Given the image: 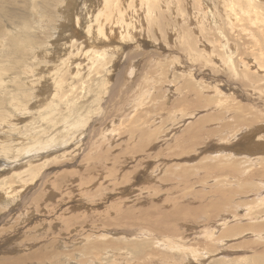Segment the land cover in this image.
Returning <instances> with one entry per match:
<instances>
[{"label":"rangeland","instance_id":"obj_1","mask_svg":"<svg viewBox=\"0 0 264 264\" xmlns=\"http://www.w3.org/2000/svg\"><path fill=\"white\" fill-rule=\"evenodd\" d=\"M71 1L66 0L67 6L64 7V18L62 19H66L65 24H70L67 19L70 14L74 26L75 21L73 20L75 19L81 20L87 16H91L90 19H92L97 11L96 8L99 9L101 5V0H74L72 3ZM84 1L87 5L84 4ZM177 1L181 6L183 3V7H185L191 0ZM135 3L142 7L140 0H136ZM241 3L243 4L244 1L241 0ZM81 4H84V7ZM90 5H93L92 7L95 9L89 7ZM77 7L80 8L79 11H77ZM261 10L263 11V8ZM143 12V10H139V14H134L135 17H132L135 18L134 20L137 19L136 15L140 19L143 18L140 20L142 27L133 30L131 35L134 36L127 34L128 40L127 38L123 40L124 33L122 37L117 34L118 38H122L119 40L122 44L119 46L120 50L118 48V53L114 54L110 63L105 62L99 66L101 73L98 74L99 76L94 75L92 83L84 84L86 87L81 92L79 91L81 97L77 99L65 101L53 94L55 82L52 72L61 70L58 67L59 57L61 56L62 59L71 53L77 57L72 62L73 66L77 67L80 63L87 64L88 55L82 57L79 56V52L94 47L96 41L91 42L92 37L78 39V36H73L82 42V45L79 46V43L74 46L64 45L62 43L65 42L67 36H64L65 32L61 31H58L59 36L52 40L54 33L51 30L55 28L56 23L50 21L47 14L43 21H39L41 17L39 15V18L38 13L35 12V17H37L35 23H38L39 26H36V31L33 34L37 33L36 38L41 42L39 45H34L37 50L34 52L31 47L25 48L23 51L25 56L21 63H15L10 71L0 72L2 74L0 79L5 80L6 84L0 90V101L4 108L2 115L8 122L5 123L2 118L0 119V151L3 150L2 147L8 148V150L4 149L5 154L0 153V172L4 173L1 174L2 176L0 175V190L2 189L0 194L5 195V191H9L10 184H12V188L14 186L13 196L9 194L6 202L0 199V244L5 243L6 239L12 243L8 241L5 243L11 244L8 246L11 248H8V252H4L3 255H18L26 250L32 253L35 249L42 248L43 242L49 247L51 244L49 239L53 238L52 240L57 243L58 240H55L54 237L60 236V232L61 236L58 238L74 237L76 240L72 238V243L80 244L79 247L86 244V252H89L93 248L91 246L88 248L89 245L85 241L84 243L79 242L78 237L84 232L89 234L90 230L91 233H94L93 238L97 237V249L102 253L101 258L99 257L101 261H97L95 264H99V262L102 264H136L137 257L144 253L147 254L151 248L158 254L147 256L150 257L148 262L153 261L152 264H251L254 263V256L256 258L264 250V233H262L264 232L262 231L264 230V216L261 217L257 232L249 231L248 234H252L246 235L244 231L232 229L234 231H230V235L224 237L226 244L223 242L222 245L217 244L214 235L211 241L204 239L199 233L197 234L201 236L190 233L193 230L201 232L213 227L219 221L221 222L217 219L221 210L213 211L217 206L227 209L231 205L229 211L237 213L246 210L243 208L253 207L252 213H264V203L259 204L260 197L263 196L262 194L256 195L260 191H264L263 183L260 184L264 181V161L262 160L264 153L257 152L256 156H248L243 151L246 147H250L252 140L255 139L250 134L254 135L259 131L258 126L253 128L250 124L254 126L264 124V87L262 86L264 84V69L252 62L249 66L253 69H248L251 73H248L247 70V74L250 75V78L247 79L240 69L239 75L232 74L226 66L222 65L223 63L216 62V59L208 61V63L191 60L189 50L194 53L205 47L197 44L196 47L193 46L196 51H192L194 48L188 47L187 43L183 42L180 31L184 30V24L180 22L183 21L185 13L181 16L176 10V6L174 7L172 16L176 19L175 26L177 27L173 32L168 29L169 26L165 27V30H156V28L154 30L146 26L144 23L145 12ZM74 13L75 15H73ZM189 13L190 9L188 8L187 14ZM162 17L167 18L166 15ZM171 17L169 16L170 20ZM72 18L75 19L72 20ZM127 18L130 17L127 16ZM243 18L245 17L240 19ZM48 21L50 22L47 26ZM92 21L95 23L94 18ZM241 28V30L238 28L236 34L241 37L242 45H245L244 50H246L248 41H243L244 37L245 39L247 37L242 34L244 28ZM8 29H10V35L15 34L18 30ZM43 31L44 33H42ZM190 31H193L192 36L197 33L195 27ZM241 31L243 32L241 33ZM203 33H200L202 38L204 37ZM195 36L193 37L195 38ZM8 47V45L4 46V48ZM75 48L77 50H74ZM50 54L51 57L48 58ZM53 56L54 58H52ZM114 57L115 59H113ZM60 63L63 64L61 61ZM93 65L94 62L91 60V63L89 62L85 68L86 71L84 70L88 73V78L92 72V69L89 68ZM213 65L215 66L213 67ZM102 67L106 70L102 71ZM76 69L72 67L70 72L75 74ZM84 71L82 70V73L85 75ZM253 73L255 77L251 78ZM184 76H187V79L190 78V81H187L186 77L184 81ZM56 78L57 74L55 80ZM95 78H97L96 81ZM15 79L21 82L22 91L14 84ZM71 86H76L77 89L82 87L81 82L69 74L67 84L63 88L67 90ZM32 98L34 100L30 102ZM65 98L68 99L69 96ZM122 106L123 108H121ZM135 113L136 116L139 113L140 119L146 120V122H140L139 118L135 119ZM210 114V117L214 118L208 117L207 119ZM125 115H131L134 121L130 119L131 116L124 117ZM158 115L159 117H157ZM121 118L124 120L126 118V123ZM201 119L205 121L197 125ZM241 119L243 121L240 122ZM119 120L122 122L120 123ZM112 124L114 128H111ZM238 126L241 127L238 128ZM140 127L143 129L141 130ZM244 127L248 129L247 134L250 135L246 137L247 140L241 139ZM156 128H160L157 130L159 133L153 130ZM146 130L148 131L146 132ZM103 131L106 135L103 134ZM240 132L242 133L240 134ZM235 134L239 138L238 140ZM111 135L112 137H110ZM260 135L258 139L262 138L264 144V131L260 132ZM155 136L156 138L153 140L156 142L151 141L150 139ZM168 136H171V139ZM175 137L179 140H176ZM149 143L150 145H148ZM38 149L40 152L37 151ZM182 149L187 152L180 153V155L179 152ZM229 149L234 152H230ZM227 150L232 153V156L225 154L228 153ZM3 156L7 157L3 158ZM254 157L259 160H254ZM6 168L9 169L6 170ZM21 170H23L22 173ZM93 181L95 182L93 183ZM241 202L244 203L242 207L240 206ZM245 202L248 203L245 204ZM211 203H215V206L208 207ZM200 213L206 216L203 217ZM23 215H26L25 218ZM69 217L75 219L67 220L70 219ZM22 218L23 220H21ZM17 220L19 221L17 222ZM250 221L254 223V220ZM171 226L178 229L181 234L175 236L168 231ZM259 226H261V231ZM68 231H71V234ZM126 231L127 233H125ZM111 233L112 235H110ZM169 233L177 237L178 240L180 239L179 241L183 240L187 246H193L197 250L196 257H193L189 250L187 253V250L181 249L182 247L176 249L159 246L157 241L161 238L167 240L170 237ZM102 235L106 237L107 241ZM247 238H252V240L249 241L250 239ZM30 239L33 240L32 243L28 242ZM244 239L245 241L247 239L249 245L246 243L244 246ZM22 241H26L28 248L23 246L20 247L21 249H17L16 243ZM126 242L140 244V248H138L140 251L135 252V249L132 248L135 255H131L128 252L129 249L125 247ZM145 242H149L153 246L151 245L152 247L147 249L146 246H143ZM82 243L84 245H81ZM60 248L67 249L64 246H60ZM255 249L260 252H256ZM51 250L52 248L43 251V253H48L45 264H64L59 260L69 258L66 256L57 260L51 254ZM157 250L159 251L157 252ZM1 252L0 250V255ZM203 252L206 254L202 255ZM71 255L73 258L75 257V254ZM159 258L162 263L158 262ZM263 258L260 264H264ZM92 261L94 262L93 259ZM71 263L73 261L69 262V264Z\"/></svg>","mask_w":264,"mask_h":264},{"label":"bare ground","instance_id":"obj_2","mask_svg":"<svg viewBox=\"0 0 264 264\" xmlns=\"http://www.w3.org/2000/svg\"><path fill=\"white\" fill-rule=\"evenodd\" d=\"M39 1H41L39 3ZM74 2V0H72ZM71 1V3H72ZM138 1V0H137ZM244 1V3L242 4L241 3V0H191L189 4V6H185L183 7V3H182V6L180 4H178V1L177 0H140L141 2V5L142 7H139L138 5H136L137 3L136 0H101L100 1V7L99 9H97V11L95 12V15H93V18H94V21L95 23H93L92 19H90V17H85V18H81V20H77L75 18H72L75 19L73 21H75V26H74V22H71V19H70V14L69 16L67 17L68 21L70 22L65 24L64 19V7L67 6L66 5V0H0V72H6V71H10L12 70V66L15 64V63H21L24 59V49L25 48H29L31 47L32 50L35 52L37 49L34 45H39L41 42L40 40H38L36 37L38 36V34H33L35 31H36V26H39L38 23H35L36 22V19L37 17H35V12L38 13V17L40 15V20L43 21V18L45 17L46 18V14L49 18L50 21H54V24L56 23V26L52 31V33H54V37L52 38V40H55L59 34H58V31H61V32H65L64 33V36L66 35L67 38L65 39V42L62 43L64 45L68 44V45H71V46H74L75 44L79 43V46L82 45V42H79L77 39L73 38V36H78L79 38L78 39H81V37H85V39H88V37H92V40L91 42H95L94 43V47L92 48H89V49H83L79 52V56H86L88 55V62L87 64L90 62L91 63V60L92 62H94V65L89 68V69H92V72L89 74V78H88V73H86L85 71V68L87 66L86 63L84 64H78L77 67L76 66H73L72 65V62H74L76 60V56L73 55V53L69 54V55H66L65 57H62V59L59 57L60 61L63 63L61 64L60 61L58 63V67L61 68L60 71H55L53 70L52 72V77H53V81L55 82L54 83V90L52 91L53 94L55 96L58 95V97L62 100H69V99H77L79 97H81V94L80 92L82 91V89H84L86 87V85H84L86 82H91L93 81L94 79V75L96 76H99L98 74L101 73V68L99 67L101 64L107 62V63H110V60L111 58L114 56V54H117L118 52V48L119 46H122V44H120V39L123 38V40L127 38V34H129L130 36H134V35H131V33L133 32V30L135 31L136 28L139 29L138 27H142V22L140 20H143L142 16L140 18H138L136 15V20H134L132 17H135L134 14H139V10H143L145 12V24L146 26H149L151 27L152 29L155 30H158V29H162V30H165L164 28L169 26L168 29L170 30H176V27L175 26V20L173 18L172 15H174V12H173V9L174 7L176 6V10L181 14L185 13V16L183 18V21H181L180 23L183 22L184 24V30H181L180 31V35L182 36V40L183 42L187 43L186 45L188 47H193L197 44H200L202 45L203 47L205 48H202V49H198L199 51L198 52H191L189 50V54L190 55V59L191 60H200V61H204V63H208V61H213L214 59H216L215 61L216 62H221V64L223 66H226L229 70L230 73L232 74H235V75H239L240 74V71L241 73L243 74V76H246V78L248 79V77L250 78V75L247 74V70L248 69H253V67H250L249 64H251L252 62H255V65H257L258 67H261L264 69V0H242ZM82 2V1H81ZM183 2V1H182ZM93 3V2H92ZM84 4L85 1H84ZM84 4H81L82 6ZM87 5V4H86ZM85 5V6H86ZM98 5V4H97ZM140 5V4H139ZM78 6V5H77ZM93 6V5H92ZM91 5L89 7H92ZM95 6V5H94ZM194 6V8L192 9V7ZM79 7V6H78ZM77 7V8H78ZM84 7V6H83ZM98 7V6H97ZM87 8V6H86ZM94 8V7H92ZM188 8L190 9V13L187 14V10ZM261 8H263V11L261 10ZM68 9V8H67ZM80 8H78L77 11H79ZM84 9V8H82ZM95 9V8H94ZM89 10V9H87ZM94 12V10H92ZM75 12V11H74ZM81 12V11H80ZM143 12V13H144ZM76 13V12H75ZM75 13L73 15H75ZM82 13V12H81ZM85 13V12H84ZM92 13V12H91ZM68 14V13H67ZM86 14V13H85ZM66 15V14H65ZM88 15V14H87ZM163 15H166V19L165 17H162ZM184 15V14H183ZM82 16V15H81ZM95 16V17H94ZM127 16H129L130 18H127ZM169 16L172 18L171 20L169 19ZM241 17H245L243 19H240ZM66 18V16H65ZM79 18V19H80ZM48 21L47 22V26H48V23L50 22ZM240 21L241 22V25H240ZM140 24V25H137V24ZM179 23V24H180ZM196 28L197 29V33H199L198 35L195 36V33L193 36H195V38L191 35V33H193V31H190L191 29L193 28ZM241 27H243V31H241L242 34H245V36L247 37V39H243V41L247 40L248 43L246 45V50H244V47L245 45H242V42H241V37L236 34L237 31L239 30L238 28H240V30L242 29ZM8 28H13V29H18L15 34H12L10 35L9 33V30ZM49 29V27H47ZM119 29V31H118ZM121 29V30H120ZM113 30L114 32L112 33ZM138 31V30H137ZM143 31V30H142ZM141 31V32H142ZM150 31V30H149ZM161 31V30H160ZM203 31V32H201ZM129 32V33H128ZM140 32V31H139ZM174 32V31H173ZM207 32V33H205ZM44 33V31L42 32ZM124 33V37H122V34ZM200 33H203L204 34V37L205 39H203L201 36H200ZM117 34L118 35H121L120 38L117 37ZM135 34V33H133ZM173 34V33H172ZM114 35V36H112ZM107 38V39H106ZM162 38V37H161ZM129 39V37L127 38V40ZM131 39V38H130ZM163 39V38H162ZM179 39V38H178ZM90 40V39H89ZM121 40V41H123ZM58 42V41H57ZM56 42V43H57ZM125 42V41H124ZM55 43V44H56ZM126 44V43H124ZM123 44V45H124ZM130 44V43H128ZM8 45L9 47L8 48H4V46ZM59 45V44H58ZM57 46V45H56ZM128 46V45H127ZM187 47V48H188ZM66 48V47H65ZM68 48V47H67ZM194 48V47H193ZM113 51H112V50ZM196 48H194L192 51H196L195 50ZM54 50V49H52ZM51 50V53H53ZM69 50V49H68ZM74 50H77V48H75ZM120 50V48H119ZM126 50V49H125ZM116 53H115V52ZM193 53V54H192ZM67 54V53H66ZM55 56V55H54ZM54 56L52 58H54ZM109 56V57H108ZM116 56V55H115ZM119 56V55H118ZM250 56L252 57L250 59ZM51 57V54L50 56H48V58ZM56 57V56H55ZM58 58V57H57ZM56 58V60H57ZM115 59V57L113 58ZM156 61V60H155ZM157 62V61H156ZM193 63H195L194 61H192ZM161 63V62H160ZM188 64V63H187ZM210 64V63H209ZM208 64V65H209ZM220 64V63H219ZM169 65V64H167ZM254 65V66H255ZM180 66V65H179ZM190 66V65H189ZM215 65H213L214 67ZM255 66V67H257ZM72 67H75L77 68L76 69V72L75 74L74 73H71L70 70H72ZM103 67H107L106 65H103ZM102 67V71L104 70V68ZM193 67V66H191ZM182 68V67H181ZM212 68V67H211ZM218 68V67H217ZM74 69V68H73ZM88 69V71L90 72V70ZM172 68H170L171 70ZM199 69V68H198ZM202 69V68H201ZM206 69V67H205ZM240 69V71H239ZM259 69V68H258ZM75 70V69H74ZM82 70L85 72V75L82 73ZM106 70V69H105ZM104 70V71H105ZM108 70V69H107ZM173 70V69H172ZM191 70V69H190ZM212 70V69H211ZM189 71V70H187ZM39 72V71H37ZM184 72V71H182ZM201 72V71H200ZM211 72V71H210ZM221 72V71H220ZM228 72V73H229ZM197 73V72H196ZM248 73H251V71L249 72L248 70ZM56 74H57V78L55 80V77H56ZM71 74L72 77H75L77 78L80 82H81V89H77L76 86H71L70 89H67V90H64L63 86L65 84H67V81H68V75ZM74 74V75H72ZM178 74H182V73H178ZM184 74V73H183ZM225 74V73H224ZM223 74V76H224ZM1 73H0V78H1ZM184 75H189V74H184ZM226 75V74H225ZM93 76V77H92ZM102 76V74H101ZM204 76V75H203ZM217 76V75H216ZM182 77V76H181ZM180 77V78H181ZM187 79V76H184V81ZM220 77V76H219ZM240 77V76H239ZM254 78L255 77V74L253 73V76H251V78ZM258 77V76H257ZM93 78V79H92ZM192 78V77H191ZM216 78V77H215ZM226 78V77H225ZM237 78V77H235ZM241 78V77H240ZM97 78H95V81H96ZM101 79V78H99ZM189 79V80H188ZM187 81H190V78H188ZM193 79V78H192ZM200 79V78H199ZM198 79V80H199ZM3 79H0V83ZM212 80H213V77H212ZM221 80V79H220ZM219 80V81H220ZM234 80V79H233ZM258 80V78H257ZM223 81V80H222ZM231 81V80H230ZM229 81V82H230ZM251 81V80H250ZM207 82V81H206ZM224 82V81H223ZM209 83V82H208ZM222 84V82H220ZM227 83V82H226ZM238 83V82H237ZM236 83V84H237ZM260 83V82H259ZM263 83V82H261ZM14 84H16L18 87H20V91H22V88H21V82L18 81V79H15L14 80ZM188 85H190L189 83H187ZM201 84V83H200ZM218 84V83H217ZM216 84V85H217ZM230 84V83H229ZM235 84V83H234ZM250 84V83H249ZM248 84V85H249ZM5 80L2 81V85L0 86V90L5 87ZM209 85V84H208ZM252 85H255V84H252ZM233 86V85H232ZM243 86V84H242ZM251 86V85H250ZM262 86L264 87V84H262ZM190 87V86H188ZM192 87V86H191ZM194 87V86H193ZM216 88V87H215ZM229 88V87H228ZM233 88V87H232ZM241 88V87H240ZM245 88V87H244ZM249 88V87H248ZM257 88V87H256ZM260 88L261 85H260ZM168 89H170L168 87ZM188 89V88H187ZM194 89V88H193ZM203 89V88H202ZM200 89V90H202ZM238 89V87H237ZM236 89V91H238ZM246 89V88H245ZM250 89V88H249ZM7 90V89H5ZM4 90V91H5ZM50 90V89H48ZM73 90H76L77 93H75ZM116 90V89H115ZM171 90V89H170ZM235 90V89H234ZM240 90V89H239ZM242 90V89H241ZM80 91V92H79ZM121 91V90H120ZM175 91V90H174ZM262 91V90H261ZM264 91V90H263ZM168 92V91H167ZM165 92V93H167ZM203 92V91H202ZM222 92V91H220ZM24 94H26L25 91H23ZM197 94V92H195ZM218 93V92H217ZM215 93V94H217ZM46 94L48 95V92L46 91ZM45 94V95H46ZM190 94V93H189ZM220 94V93H218ZM119 95V94H118ZM68 99H66L65 97H68ZM218 96V95H217ZM223 96V95H222ZM241 96V95H240ZM44 97V96H43ZM34 98V97H33ZM31 99L30 102H32V100L34 99ZM219 98V97H218ZM257 99V98H256ZM43 100V99H42ZM133 100V99H132ZM135 100V99H134ZM218 100V99H217ZM129 101V100H128ZM42 103V101H39ZM127 102V101H126ZM131 102V101H130ZM133 102V101H132ZM141 102V101H139ZM143 102V101H142ZM244 103V102H243ZM126 104V103H125ZM258 104V103H257ZM138 105V104H137ZM248 105V104H247ZM125 106V105H124ZM135 106V104H134ZM142 106V104H141ZM133 107V106H132ZM247 107V106H246ZM244 107V108H246ZM256 107V106H255ZM258 107V106H257ZM123 108V106L121 107ZM129 108V107H128ZM131 108V107H130ZM31 109V108H30ZM34 109V108H33ZM139 109V108H138ZM136 109V110H138ZM121 110V109H120ZM139 111V110H138ZM149 111V110H148ZM226 111V110H225ZM243 111V110H242ZM4 112V108H3V103L2 101H0V119L2 118L4 120L5 123H8L7 122V119L4 117V115H2V113ZM234 112V111H233ZM127 113V112H126ZM131 113V112H130ZM133 113V112H132ZM134 114V113H133ZM124 115V114H123ZM140 115L139 113L137 114L136 116V113H135V119L139 118L140 117L138 116ZM204 115V114H203ZM244 115V114H243ZM121 116V115H119ZM127 115H125L124 117H126ZM131 115L127 116V117H130ZM207 116V115H206ZM211 114L209 116H207V119L208 117H210ZM241 116V115H240ZM123 117V118H124ZM159 117V115L157 116ZM231 117V116H229ZM234 117V116H233ZM100 118V117H99ZM115 118V117H114ZM117 118V117H116ZM121 118V119H123ZM214 118V117H212ZM211 118V119H212ZM242 118V117H241ZM262 118V117H261ZM106 119V118H105ZM129 120V118H127ZM132 119V116L131 118ZM6 120V121H5ZM112 120V119H111ZM115 120V119H114ZM126 120V118H125ZM123 119V121L126 123ZM128 120H127V123H128ZM133 120V119H132ZM155 120H156V117H155ZM154 120V121H155ZM191 120V119H190ZM251 120V119H250ZM106 121V120H105ZM131 122V120H129ZM134 121V120H133ZM138 121V120H137ZM146 122L141 120L140 119V122ZM159 121V120H158ZM205 120L201 119L198 121L197 125L203 123ZM207 122L209 120H206ZM240 122L243 121V119L239 120ZM258 121V120H257ZM119 122L121 123L122 121L119 120ZM123 122V123H124ZM156 122V121H155ZM160 122V121H159ZM224 122V121H223ZM4 123V125H5ZM119 123V124H120ZM157 123V122H156ZM248 123V122H247ZM104 124V123H103ZM102 124V125H103ZM118 124V125H119ZM139 124V123H138ZM146 124V123H145ZM150 124V123H149ZM148 124V125H149ZM208 124V123H207ZM210 124V123H209ZM246 124V123H245ZM107 125V124H106ZM113 125V124H112ZM147 125V126H148ZM220 125V123H219ZM242 126H244V124H241ZM138 126V125H137ZM146 126V128H148ZM161 126V125H160ZM208 126V125H207ZM210 126V125H209ZM208 126V127H209ZM248 126V125H247ZM250 126H253V128L255 127H259V131L257 133H255L254 135L253 134H250L252 135L255 139L252 140L251 142V146L250 147H246L243 151H245L246 155H252V156H256V153H264V144H263V140L262 138L258 139L261 135H260V132L263 133L264 131V124L262 125H251ZM250 126H248V128H250ZM102 127V126H101ZM105 127V126H104ZM110 127V126H109ZM117 127V126H116ZM133 127V126H132ZM241 127V126H238V128ZM111 128H114V125L111 127ZM144 128H145V125H144ZM150 128V127H149ZM153 128V127H152ZM236 128V127H235ZM103 129V128H102ZM140 129L142 130L143 128L140 127ZM160 129V128H158ZM157 128L156 129H153L154 131L158 130ZM244 130H242L243 132V135H242V138L241 139H248L246 138L249 134H247L248 132V129L247 128H243ZM109 130V129H108ZM113 130V129H111ZM110 130V131H111ZM150 130V129H149ZM207 130V129H206ZM231 130V129H230ZM252 130V129H251ZM140 131V130H139ZM148 130H146L147 132ZM153 131V132H154ZM142 132V131H141ZM158 132V131H157ZM240 132V134L242 133ZM101 133V132H100ZM152 133V132H151ZM159 133V132H158ZM250 133V131H249ZM103 134H104V131H103ZM157 135V133H155ZM162 134V133H161ZM160 134V135H161ZM239 134V135H240ZM102 135V133H101ZM106 135V134H104ZM154 135V134H153ZM159 135V136H160ZM172 135V134H171ZM176 135V134H175ZM227 135V134H225ZM238 135V136H239ZM249 135V136H250ZM113 136H116V135H113ZM103 137V136H102ZM112 137V135L110 136ZM158 137V136H157ZM169 138L171 136H168ZM235 137H236V134H235ZM106 139H108L107 137H105ZM153 138H156L155 137H152V139H150L151 141L153 140ZM176 138V137H175ZM145 139V138H143ZM158 139V138H157ZM160 139V137H159ZM171 139V138H170ZM178 138H176L177 140ZM236 139L238 140L239 138L236 137ZM148 140V139H147ZM146 140V141H147ZM149 140V142H151ZM179 140V139H178ZM99 141V140H98ZM154 141V140H153ZM156 142V141H154ZM163 142V141H162ZM233 142V141H232ZM236 142V141H234ZM246 142V141H245ZM158 143V142H157ZM153 144V142H152ZM151 144V145H152ZM161 145V143H159ZM163 144V143H162ZM150 145V143L148 144ZM231 146V144H229ZM260 145V146H259ZM42 146V145H41ZM157 146V145H155ZM233 146V145H232ZM39 147V146H37ZM43 147V146H42ZM1 149H3L2 151H0V153L2 152V154H5L6 151L5 150H8V148H5V147H2ZM5 149V150H4ZM25 149V148H24ZM224 149V148H223ZM230 150V149H229ZM35 151V150H34ZM39 151V149L37 150ZM221 152H223V150H220ZM225 151V150H224ZM228 151V150H227ZM240 151V149H239ZM238 151V152H239ZM9 152V151H8ZM30 152V151H29ZM40 152V151H39ZM49 152V151H48ZM151 152V151H150ZM187 151L185 149H182V151L179 152L180 153H186ZM195 152V151H194ZM230 152H234L233 150H230ZM228 151V153L226 152L225 154H228V155H231L232 156V153H230ZM19 153V152H18ZM35 153V152H34ZM178 153V152H177ZM198 153V152H196ZM236 153V151H235ZM234 153V154H235ZM22 154V153H21ZM28 154V153H27ZM178 154V155H179ZM142 155V154H141ZM181 155V154H180ZM144 156V155H143ZM148 156V155H147ZM199 156V155H198ZM4 157H7V156H3ZM195 157V156H194ZM146 158V157H145ZM45 159V158H44ZM183 159V158H181ZM180 160V159H179ZM254 160H259L257 157H254ZM264 161V158L262 159ZM43 162V161H42ZM41 162V163H42ZM184 162V161H183ZM32 163V162H31ZM40 163V165H42ZM166 163V162H165ZM193 163V162H192ZM264 163V162H263ZM38 164V163H37ZM189 164V163H188ZM34 167V166H33ZM37 167V166H36ZM216 167V166H215ZM3 168V167H2ZM31 168V167H30ZM196 168V167H194ZM1 169V168H0ZM9 169V168H6V170ZM24 169V168H23ZM33 169V168H32ZM36 169V168H35ZM79 169V168H78ZM77 169V170H78ZM83 169V167H82ZM81 169V171H82ZM15 170V169H14ZM11 171V170H10ZM23 170H21V173H22ZM164 171V170H163ZM221 171V170H220ZM12 172V171H11ZM25 172V171H24ZM172 172V171H171ZM170 172V173H171ZM8 173V172H7ZM5 173V174H7ZM18 173V172H17ZM16 173V174H17ZM31 173V172H30ZM29 173V174H30ZM35 173V172H33ZM32 173V174H33ZM164 173V172H163ZM190 173V172H189ZM211 173V172H210ZM1 174H4L3 172H0V175ZM26 174V173H25ZM166 174V173H165ZM173 174V173H172ZM8 175V174H7ZM21 175V174H20ZM20 175H18L20 177ZM34 175V174H33ZM32 175V176H33ZM188 175V174H187ZM2 176V175H1ZM0 176V177H1ZM23 176V175H21ZM35 176V175H34ZM9 177V176H8ZM25 177V176H24ZM23 177V178H24ZM10 178V177H9ZM14 178V176H13ZM28 178V177H26ZM31 178V177H30ZM29 178V179H30ZM96 178V176H95ZM12 179V178H11ZM15 179V178H14ZM22 179V178H21ZM20 179V180H21ZM85 179V178H84ZM32 180V179H30ZM29 180V181H30ZM80 180V179H78ZM90 180V179H88ZM4 181V180H3ZM92 181V180H91ZM23 182V180H22ZM86 182V181H85ZM95 181H93L94 183ZM24 183H27L24 181ZM31 183V182H30ZM254 183L256 184V181H254ZM263 183V188H264V181L263 182H260V184ZM8 184V183H7ZM87 184V183H86ZM12 184H10V186L8 187V190L9 191H5V195H3V193H1L0 195L1 196V200L5 201L8 200V196L9 194H13L14 195V192H13V188L11 187ZM17 185V183H16ZM22 185V184H21ZM31 185V184H30ZM77 185V184H76ZM94 185V184H92ZM20 186V185H19ZM23 186V185H22ZM73 186V184H72ZM74 186H75V183H74ZM261 186V185H259ZM27 187V186H26ZM261 187V189H262ZM16 188V187H15ZM2 190V189H1ZM0 190V191H1ZM19 190V189H18ZM16 191V190H15ZM9 192V193H8ZM18 192V191H16ZM20 193V191H19ZM66 193V192H65ZM80 193V192H78ZM77 193V194H78ZM158 194V193H157ZM259 194H262L263 197H260V202L259 204L264 203V191H260L259 193H257L256 195H259ZM12 195V196H13ZM16 195V194H15ZM20 195V194H19ZM65 195V194H63ZM17 196V195H16ZM28 197V196H27ZM12 198V197H11ZM17 198V197H15ZM24 198V197H23ZM14 199V197H13ZM10 200V199H9ZM19 200V199H18ZM244 200V199H243ZM3 201V202H4ZM248 202H245V204H247ZM254 203V202H252ZM78 204V203H77ZM76 205V204H75ZM81 205V203H80ZM79 205V206H80ZM215 206V203H211L208 205V207H211V206ZM244 205V203H240V206L242 207ZM78 207V205H76ZM231 207L228 206V208H222L220 206H217V208L213 211H219V214L217 216V219L218 221L221 220V222L219 221V223H216L213 227L211 226L210 228L208 229H204L202 230L201 232H197L193 230V232H190L191 234H194V235H199L201 234L204 239H208V240H213L212 239V236L214 235L216 238V241H217V244H221L223 243L225 240H224V237L227 236L230 231H238V230H241V231H244L246 233V235H251L252 233H255L257 232L256 230L258 229V225L260 224L261 222V217L264 216V213L263 212H255V213H252V208L253 207H246V208H243V209H246L245 211H243L242 213H237L236 211L235 212H232V211H229V208ZM261 207V206H260ZM71 208V207H70ZM69 208V209H70ZM73 208V207H72ZM82 208V206H81ZM67 210V208H64ZM68 209V210H69ZM210 209V208H209ZM223 209H226V210H223ZM75 210V209H74ZM77 210V209H76ZM263 210V209H262ZM72 211V209L70 210V212ZM256 211V210H255ZM259 211V210H258ZM22 214H23V211H21ZM21 212H18V213H21ZM62 212V211H61ZM68 212V211H67ZM66 213V212H65ZM72 213V212H71ZM27 214V213H25ZM61 214V213H60ZM76 214V213H75ZM74 214V215H75ZM207 214V213H206ZM226 214V215H225ZM64 215V214H63ZM200 215H202L203 217L206 216L205 214H202L200 213ZM22 216V215H21ZM20 216V217H21ZM24 218L26 215H23ZM65 216V215H64ZM69 216V214H68ZM67 216V217H68ZM20 217H18L20 219ZM66 217V216H65ZM75 217V216H74ZM201 217V216H200ZM17 218V219H18ZM70 219H67V220H71L72 217H69ZM215 218H216V215H215ZM66 219V218H65ZM72 219H75V218H72ZM23 220V218L21 219ZM250 220H254V223H252ZM19 220H17L18 222ZM73 221V220H72ZM249 221V222H248ZM240 222V223H239ZM21 223V221H20ZM74 223V222H73ZM77 225V224H76ZM77 228V227H76ZM261 226H259V230H260ZM56 229V227H55ZM72 229H74V226H72ZM234 229V230H232ZM264 229V228H263ZM5 231V230H4ZM3 231V232H4ZM168 231H170L171 233L175 234V236H178L181 234V232L178 231V229H176L174 226H171L168 228ZM200 231V230H199ZM248 231V232H247ZM249 231H251L252 233L251 234H248ZM255 231V232H254ZM261 231V230H260ZM258 231V232H260ZM264 231V230H262ZM7 232V230H6ZM5 232V233H6ZM70 232L71 234V231H68V233ZM112 232V231H111ZM91 230L89 232V234H85V232L79 236L78 240L79 242H87L88 243V248L91 246V248H93V250H89V252H86L87 248H86V244L84 245L83 243L81 245H84L82 247H79L80 244H73L72 243V238L75 239L74 237H68L67 238H58L61 236V232H60V236L58 237H54L55 240H58L57 243L54 242L51 238L49 239L51 241V244L50 246L48 247L47 244H45L43 242V244L41 245V247H37L38 249H35L32 253H30L29 251H22L20 252L18 255H8V256H5L3 255L4 252L7 251L8 248H11V247H8L10 246L12 243L9 242L6 238V242L8 241L9 243H11L10 245H7L5 243H2L0 244V250L2 251L1 255H0V264H45L46 263V260H47V257H48V253H43V251H46L47 249H50L52 248L51 250V254L53 255V257H55L57 260L60 259L61 257H66L68 256L69 258L68 259H60L59 261H61L62 263L64 264H69L70 261H73V263L71 264H74V263H77V264H95V262L97 261H101V259H99V257L102 255L101 251H98V240H97V237L96 238H93V235L94 233H91ZM127 233V231L125 232ZM199 233V234H197ZM234 233V232H233ZM244 233V234H245ZM264 233V232H262ZM260 233V234H262ZM7 234V233H6ZM19 234V233H18ZM65 234V233H64ZM119 234V233H118ZM117 234V235H118ZM239 234V233H238ZM243 234V235H244ZM2 235V234H1ZM57 235V234H56ZM59 235V234H58ZM109 235V234H108ZM112 235V233L110 234ZM124 235V234H123ZM170 237L166 240L162 239L161 240H158L157 243L159 246H167L169 248H181V249H185L187 250V253H188V250L189 252L193 255V257H196L195 253H197V250L193 247V246H187L184 241H179L177 237H175L174 235L172 234H168ZM183 235V234H182ZM199 235V236H201ZM230 235V234H229ZM234 235V234H233ZM231 235V236H233ZM254 235V234H253ZM264 235V234H263ZM5 236V235H4ZM12 236V235H11ZM55 236V234H54ZM63 236V234H62ZM167 235H165L166 237ZM245 236V235H244ZM258 236V234H257ZM8 237V236H7ZM10 237V235H9ZM64 237V236H63ZM102 237H104V235H102ZM117 237V236H116ZM125 237V236H124ZM168 237V236H167ZM186 237V236H185ZM241 237H243L241 235ZM247 237V236H246ZM254 237V236H252ZM260 237V236H259ZM263 237V236H262ZM16 239V237H14ZM140 238V236H139ZM184 238V237H183ZM187 238V237H186ZM196 238V237H195ZM198 238V237H197ZM238 238V237H237ZM255 238V237H254ZM2 239V238H1ZM200 239V238H199ZM198 239V240H199ZM202 239V238H201ZM203 239V240H204ZM247 239H250L249 241L252 240V238H247ZM246 239V241H247ZM259 239V238H257ZM4 240V239H3ZM13 240V239H12ZM18 240V239H16ZM76 240V239H75ZM127 240V239H126ZM14 241V240H13ZM107 241V239L105 240ZM245 239H244V242H242V240H240L241 243L244 244V246L246 245V243H248V241L246 242ZM15 242V241H14ZM20 242V241H19ZM16 243V247L17 249H21L20 247H23V246H28L26 241H22L21 243ZM29 243H32L33 240L30 239L28 240ZM70 242V243H68ZM202 242V241H200ZM206 242V241H205ZM254 242V241H253ZM76 243V242H75ZM78 243V242H77ZM193 243V242H192ZM208 243V242H206ZM213 243V242H212ZM215 243V242H214ZM225 243V242H224ZM255 243V242H254ZM125 247L129 249V253L131 255H135L133 252H132V248L135 249V252H139L138 251V248H140V244L138 243H135V242H126L125 243ZM202 244H204L202 242ZM209 244V243H208ZM226 244V243H225ZM251 244V243H250ZM33 245V244H32ZM37 245V244H36ZM34 245V246H36ZM105 245V244H104ZM152 244L149 243V242H145V245L143 246H146V248H150L152 247L151 246ZM222 245V244H221ZM249 245V243H248ZM7 246V247H6ZM60 246H64V247H67V249H61ZM220 246V245H219ZM72 247H74L72 249ZM248 247V246H247ZM28 248V247H27ZM179 248V249H180ZM12 249L16 250V248H13ZM34 249V248H33ZM106 249V248H105ZM137 249V250H136ZM153 248H151V250L147 251V254H141V256L137 257V263L136 264H149L150 262H148V258L147 256L150 254L152 256L154 255H158L155 251L152 250ZM260 249V248H259ZM9 250V249H8ZM23 250V249H22ZM124 250V249H123ZM143 250H145V248L143 247ZM156 250V249H155ZM167 250V248H166ZM221 250V249H220ZM11 251V250H10ZM9 251V252H10ZM159 250H157L158 252ZM255 251H259V250H256ZM254 251V252H255ZM8 252V251H7ZM205 252V251H204ZM202 253V255H205L206 253ZM260 252V251H259ZM71 254H75V257L73 258ZM82 255L83 258H82ZM106 255V254H105ZM260 255V256H259ZM259 257L257 256L255 258L254 256V263L252 262L251 264H260V261L262 262V258L264 257V250L262 252L259 253ZM124 256V254H123ZM147 257V259H146ZM89 258H92L94 260V262L92 261V259H89ZM101 258V257H100ZM161 258H159L158 262L160 261ZM264 259V258H263ZM245 260V259H244ZM147 261V262H146ZM157 261V260H155ZM154 261V263H155ZM67 262V263H66ZM153 262V261H152ZM152 262L150 264H152ZM162 263V261H160ZM244 263V262H243ZM99 264H102V262H99Z\"/></svg>","mask_w":264,"mask_h":264}]
</instances>
